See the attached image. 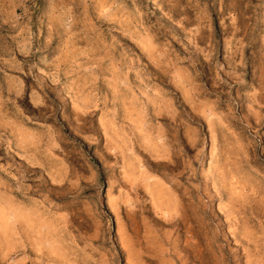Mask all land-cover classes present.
Instances as JSON below:
<instances>
[{"label":"rangeland","instance_id":"obj_1","mask_svg":"<svg viewBox=\"0 0 264 264\" xmlns=\"http://www.w3.org/2000/svg\"><path fill=\"white\" fill-rule=\"evenodd\" d=\"M0 264H264V0H0Z\"/></svg>","mask_w":264,"mask_h":264}]
</instances>
